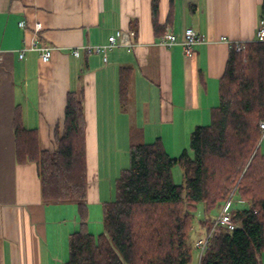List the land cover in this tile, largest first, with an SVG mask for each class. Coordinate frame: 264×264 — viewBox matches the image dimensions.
<instances>
[{
    "label": "crops",
    "instance_id": "1",
    "mask_svg": "<svg viewBox=\"0 0 264 264\" xmlns=\"http://www.w3.org/2000/svg\"><path fill=\"white\" fill-rule=\"evenodd\" d=\"M262 1L159 0L156 28L152 0H0V264H64L69 235L81 221L75 203L43 200L35 162L17 161L16 112L27 128L37 129L41 148L53 151L68 92L76 93L86 121L90 214L89 203L114 199L111 187L129 164L133 130L144 142L160 137L179 156L192 131L210 122L230 43L255 39ZM189 26L203 41L187 56L181 40ZM129 28L137 32L133 49L118 46L105 54L84 46ZM167 31L179 37L171 46L160 43ZM33 41L53 47L49 60L30 48L20 57ZM122 67L131 70L125 107ZM166 139H182L183 147L169 148Z\"/></svg>",
    "mask_w": 264,
    "mask_h": 264
},
{
    "label": "trees",
    "instance_id": "2",
    "mask_svg": "<svg viewBox=\"0 0 264 264\" xmlns=\"http://www.w3.org/2000/svg\"><path fill=\"white\" fill-rule=\"evenodd\" d=\"M159 0H152L157 28ZM264 16V0L261 4ZM163 35V34H162ZM131 70H120L122 106L128 101ZM264 41H249L230 49L220 80L219 103L208 124L192 131L188 148L172 156L163 141H140L132 131L129 164L115 181V198L103 203L104 231L88 227V170L86 121L83 104L69 91L62 133L56 148H41L37 129L27 128L20 110L14 132L18 162H35L45 202H73L80 225L69 235V256L64 264H191L195 252L187 239L198 205L207 231L214 209L228 199L233 230L214 237L199 264H264ZM183 168V183H176L173 168ZM242 201V206H236Z\"/></svg>",
    "mask_w": 264,
    "mask_h": 264
},
{
    "label": "built area",
    "instance_id": "3",
    "mask_svg": "<svg viewBox=\"0 0 264 264\" xmlns=\"http://www.w3.org/2000/svg\"><path fill=\"white\" fill-rule=\"evenodd\" d=\"M21 26H25V22H20ZM42 25L40 22H37L35 25V29L39 31L41 29ZM225 40L227 37H223ZM179 40L178 35L171 31H167L163 33L160 39L161 44H165L167 46H171L172 44L176 43ZM256 41H264V17H261L257 30H256ZM203 41V37L191 26L187 27L184 31L183 38L181 40V43L184 48V53L187 56H190L194 50L195 46ZM231 47H233L235 50L240 51L246 44L245 41H237L230 43ZM138 45L137 40V32L133 28H129L127 30L123 29H117L112 34L109 35L108 40L106 43L103 44H87L84 45L85 48L89 52H95V53H107L108 51L112 50L115 47L118 46H126L130 49H133ZM36 49L39 51L40 57L43 60H49L52 56L53 47L50 45H38L35 41L32 42L30 46H25L21 49L20 57H23L25 54V51L27 49ZM74 53L76 55L79 54V49H74ZM107 60V56H105V61ZM260 127L262 130V134L264 136V120L260 122ZM231 204V200L228 199V201L224 204L223 208L217 215L216 219L213 220V223L211 227L201 236H199L195 241V247L198 248L200 251V257H199V263L201 261V258L204 254V252L210 248L212 245V241L214 237L220 235L222 230H233L236 228L237 223L232 219L231 212L229 209V206Z\"/></svg>",
    "mask_w": 264,
    "mask_h": 264
},
{
    "label": "rangeland",
    "instance_id": "4",
    "mask_svg": "<svg viewBox=\"0 0 264 264\" xmlns=\"http://www.w3.org/2000/svg\"><path fill=\"white\" fill-rule=\"evenodd\" d=\"M153 140H155V138L152 139V141ZM166 140H168L167 146L169 148H171L170 147L171 143L174 144V145L180 146L179 149L181 147H183L182 139H166ZM140 141L144 142V140H142V139ZM185 144H186V142H185ZM259 145H260V151L264 152V137L261 139ZM183 149L178 151L177 154L180 155L181 151H183ZM171 153L174 154V152H172V151H171ZM173 175H174V180H175L176 183H180L181 184V183L184 182L183 168H182V166L180 164H177L173 168ZM106 189H107V191H110V188L108 186H106ZM111 190L113 192V195H112L113 197L112 198H115V183L111 187ZM108 196H110V195H108ZM66 203H70V205H72L71 203H73V202H66ZM233 203H234V200L232 202V205L229 206L230 208H232L234 206ZM242 205H243L242 201H237L236 206L240 207ZM89 206L91 208L90 209V214H89V217H88V220H87L88 221L89 230L92 233L98 235V234H100L101 232L104 231L103 203H101V202L100 203H96V204L89 203ZM223 206H224V204H221V205L217 206L214 209L213 214H212V219L213 220L216 219L217 215L219 214V212L221 211ZM70 211H71L70 208L68 210H66V213H67V216H68L69 220H71V212ZM195 213H196V215H195V219H194V224H193L192 230L190 231L188 239H187V242H188L189 246H191L194 250H196L195 259L193 260V262L191 264H199L200 251L198 250V248L195 247V241L199 237V235L197 236V234H198L197 228H198V230L199 229L201 230L199 219H201L203 217V215H204V209H203V206L201 204L198 205V208H197ZM76 229H78V227Z\"/></svg>",
    "mask_w": 264,
    "mask_h": 264
}]
</instances>
